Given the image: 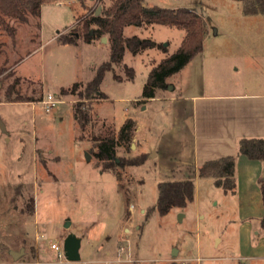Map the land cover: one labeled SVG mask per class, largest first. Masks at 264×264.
<instances>
[{
    "label": "rangeland",
    "instance_id": "rangeland-1",
    "mask_svg": "<svg viewBox=\"0 0 264 264\" xmlns=\"http://www.w3.org/2000/svg\"><path fill=\"white\" fill-rule=\"evenodd\" d=\"M113 1L45 0L39 18L10 21L14 37L0 31V96L5 98L12 88L13 98L26 100L0 104V120L6 127V132L0 128V264H264V210L261 199L252 198L255 188L250 183L244 182L249 196L242 201L238 190L236 195L226 194L214 179L193 172L195 195L187 207L164 216L158 210L149 212L157 203L158 184L169 179L170 168L181 164L176 155H161L162 137L172 142L177 127L170 99L203 92L197 56L168 79L167 90H158L154 99L143 97L154 66L181 47L183 30L126 27L125 38L154 40L168 52L153 48L134 56L126 50L121 66L105 73L100 90L106 97L83 100L85 107H93V115L81 130L74 107L78 95L111 60L108 36L86 43L80 37L82 23L99 9L102 15ZM144 4L186 7L203 15L204 48L226 54V61L218 64L226 73L232 68L227 59L244 57L245 49L264 45V15L246 16L240 0H144ZM96 28L91 27L93 34ZM65 38L75 44H65ZM238 63L243 69V62ZM125 65L134 70L133 80L127 79ZM224 71L218 73V82ZM74 83L79 86L72 89ZM48 95L60 100L54 115L42 103ZM128 120L136 123V131L130 143L116 148L118 161L143 153L147 161L140 167L116 168L118 176L104 170L95 156V141L116 138ZM193 139L179 140L185 158L194 157ZM157 147L160 156L153 155ZM70 234L82 240L81 260L76 263L64 255ZM53 244L60 246L61 254ZM11 249H25V255L15 260Z\"/></svg>",
    "mask_w": 264,
    "mask_h": 264
},
{
    "label": "trees",
    "instance_id": "trees-1",
    "mask_svg": "<svg viewBox=\"0 0 264 264\" xmlns=\"http://www.w3.org/2000/svg\"><path fill=\"white\" fill-rule=\"evenodd\" d=\"M82 1V0H80ZM45 0H0V31L8 32L12 37L15 36V27L10 21L27 22L30 17L39 18L41 16V6ZM244 14L246 16L264 15V0H241ZM97 26L94 34H91V27ZM163 25L175 27L185 32V40L181 47L170 56L163 59L155 65L148 76L144 85L143 97L145 99H154L158 90H167L169 87L168 79L179 73L194 58H196L204 47L206 34V21L203 15L189 8H162L159 6H145L144 0H114L109 9L103 11L100 16L91 15L83 20L82 31L83 41L92 43L94 39H102L108 36L111 43V60L100 66L96 72V77L88 83L81 92L79 101L75 104V118L84 132L92 121L93 107L83 105V100L104 99L106 95L100 90L104 80L105 73L113 70L114 66H121L124 61L125 51L128 50L132 55L143 53L153 48L162 49L167 53V47L159 45L156 41L141 39L138 36L131 38L124 37L126 27H142ZM67 45L75 44L73 39L65 38ZM128 78L133 80L134 70L124 66ZM115 79L122 81L115 76ZM79 86L74 83L72 89ZM62 94L67 91L62 89ZM74 91V90H73ZM14 89L6 91L5 98L0 96V103L22 102L26 101L20 97L13 98ZM75 93V92H74ZM73 93V94H74ZM136 131V123L128 120L126 125L119 131L118 136L106 137L95 141V156L103 164L104 170H111L120 176L116 168L123 169L124 166L140 167L147 161L145 153L132 160L118 161L116 148L123 143H130L133 140ZM239 153L246 156L251 161H260L264 163V139H243L239 144ZM200 178H212L216 187L224 190L226 194L236 193V158L226 156L221 159L206 161L196 170ZM258 185L261 189L262 202L264 205V175L259 179ZM159 196L156 206L149 210H154L164 216L174 208L183 209L188 203L194 200L195 185L190 177L183 180L163 181L158 184ZM34 214V208L30 210ZM261 226L264 228V215L261 217Z\"/></svg>",
    "mask_w": 264,
    "mask_h": 264
},
{
    "label": "crops",
    "instance_id": "crops-1",
    "mask_svg": "<svg viewBox=\"0 0 264 264\" xmlns=\"http://www.w3.org/2000/svg\"><path fill=\"white\" fill-rule=\"evenodd\" d=\"M244 54V57L227 59L231 61L232 68L226 73L223 69H218V64L226 61L223 57L226 54L222 50H206L203 47L198 55L200 70L204 74L201 83L203 92L198 95L171 97L177 127L172 142H167L162 137L160 143L163 142L164 150L161 155H176L174 157L181 160V164L170 168L167 181L188 179L193 172L197 177L195 170L206 161L236 156V192L238 190L239 199L243 201L248 198L244 185L250 183L255 188L252 198H257L259 202L261 199L262 202L261 189L256 181L264 175V163L251 161L239 153V144L243 139H264V45L247 48ZM240 61L243 62V69L238 65ZM220 70L224 74L221 75L223 80L218 82ZM188 116L191 120L188 119L187 123ZM189 136L194 138L193 159L191 156H183L184 150L179 141ZM6 140L9 141V137ZM171 147L172 151L168 152ZM160 150L157 147L153 155L160 156ZM183 160H186L185 163ZM262 206L264 210L263 202ZM217 240L221 242L219 238Z\"/></svg>",
    "mask_w": 264,
    "mask_h": 264
},
{
    "label": "water",
    "instance_id": "water-1",
    "mask_svg": "<svg viewBox=\"0 0 264 264\" xmlns=\"http://www.w3.org/2000/svg\"><path fill=\"white\" fill-rule=\"evenodd\" d=\"M100 14H101V9L97 11L96 16H99ZM91 34H93V31H91ZM102 39L106 40L105 37H103ZM0 128L3 130V132H6V127L3 125L1 120H0ZM87 157L88 160L91 159L89 155H87ZM70 226L71 223H67L66 227L69 228ZM81 242L82 240H80V238H78L76 235L73 234H70L65 238L64 255L67 258L68 262L76 263L81 260V256H80ZM173 254L174 257L178 255L176 251ZM11 255L15 260H18L21 256L25 255V251L24 250H21V252L11 251ZM173 264H177V263H173Z\"/></svg>",
    "mask_w": 264,
    "mask_h": 264
},
{
    "label": "built area",
    "instance_id": "built-area-1",
    "mask_svg": "<svg viewBox=\"0 0 264 264\" xmlns=\"http://www.w3.org/2000/svg\"><path fill=\"white\" fill-rule=\"evenodd\" d=\"M59 98L57 95L52 96L48 95L46 98L43 99L42 103L46 108L47 113H50L52 115L55 114V112H58L59 108ZM52 249L59 252L61 254V248L60 246H57L56 244L52 245ZM181 264H186L185 262H182ZM243 264V263H241Z\"/></svg>",
    "mask_w": 264,
    "mask_h": 264
}]
</instances>
